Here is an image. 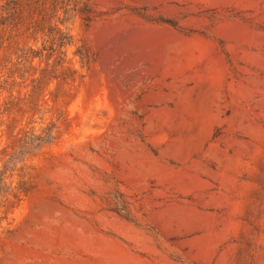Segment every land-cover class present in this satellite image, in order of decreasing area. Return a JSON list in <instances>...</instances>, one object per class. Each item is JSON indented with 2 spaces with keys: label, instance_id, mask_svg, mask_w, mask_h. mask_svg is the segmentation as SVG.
I'll return each mask as SVG.
<instances>
[{
  "label": "rangeland",
  "instance_id": "374dc122",
  "mask_svg": "<svg viewBox=\"0 0 264 264\" xmlns=\"http://www.w3.org/2000/svg\"><path fill=\"white\" fill-rule=\"evenodd\" d=\"M80 8L0 0V264H264V0Z\"/></svg>",
  "mask_w": 264,
  "mask_h": 264
},
{
  "label": "trees",
  "instance_id": "16d2710c",
  "mask_svg": "<svg viewBox=\"0 0 264 264\" xmlns=\"http://www.w3.org/2000/svg\"><path fill=\"white\" fill-rule=\"evenodd\" d=\"M75 2V6H79L80 8V13L82 14V16L84 17V19L90 23L91 21L94 20V16L90 15L91 11H90V0H74ZM59 31V33L61 32L60 29H57ZM62 33V32H61ZM123 205V204H122ZM124 206V205H123ZM120 206V203L117 205V211L118 213L122 214L123 216H125L126 218H128L129 214H128V210L127 208L124 206Z\"/></svg>",
  "mask_w": 264,
  "mask_h": 264
}]
</instances>
